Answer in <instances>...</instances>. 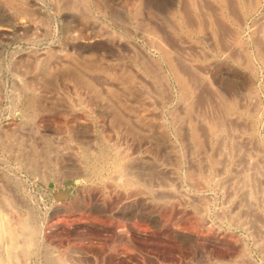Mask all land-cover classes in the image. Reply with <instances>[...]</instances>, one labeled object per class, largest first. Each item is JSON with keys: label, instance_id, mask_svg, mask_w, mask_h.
<instances>
[{"label": "rangeland", "instance_id": "374dc122", "mask_svg": "<svg viewBox=\"0 0 264 264\" xmlns=\"http://www.w3.org/2000/svg\"><path fill=\"white\" fill-rule=\"evenodd\" d=\"M76 2L0 0V264H264V0Z\"/></svg>", "mask_w": 264, "mask_h": 264}, {"label": "bare ground", "instance_id": "6f19581e", "mask_svg": "<svg viewBox=\"0 0 264 264\" xmlns=\"http://www.w3.org/2000/svg\"><path fill=\"white\" fill-rule=\"evenodd\" d=\"M68 1H70V2L72 1V3H73L72 5H74V4L77 3V2H76L77 0H68ZM201 1H202V0H201ZM1 2H2V1H1ZM78 3H79V2H78ZM131 4H132V3H131ZM69 5H71V4H68V6H69ZM78 5H79V4H78ZM189 6H190V5H189ZM14 7H15V6H14ZM76 7H77V5H75V8H76ZM98 8H99V7H98ZM105 8H106V7H105ZM111 8H112V7H111ZM100 9H101V8H100ZM15 10H16V9H15ZM102 10H103V9H102ZM71 11H73V9H72ZM98 11H99V10H98ZM11 13H12V12H11ZM120 13H121V12H120ZM145 13H146V12H145ZM216 13H217V12H216ZM138 14H139V13H138ZM203 14H204V13H203ZM86 15H87V14H86ZM28 19H29V18H28ZM141 19H142V18H141ZM184 19H185V18H184ZM112 20H113V19H112ZM261 20H262V19H261ZM241 24H242V23H241ZM220 25H221V24H220ZM163 27H164V26H163ZM117 29H118V28H117ZM102 30H103V29H102ZM197 30H198V29H197ZM263 30H264V29H263ZM167 32H168V31H167ZM263 33H264V32H263ZM103 34H104V33H103ZM106 36H107V35H106ZM100 37H101V36H100ZM206 37H207V36H206ZM113 38H114V37H113ZM208 39H209V38H208ZM182 45H183V44H182ZM238 48H239V47H238ZM238 48H237V49H238ZM130 50H131V49H130ZM141 51H142V50H141ZM192 51H194V50H192ZM188 52H189V51H188ZM194 53H195V52H194ZM258 53H259V52H258ZM127 55H128V54H127ZM242 56H243V55H242ZM63 57H64V56H63ZM190 57H191V56H190ZM183 58H184V56H183ZM61 59H62V58H61ZM135 60H136V59H135ZM56 61H58V60H56ZM61 61H62V60H61ZM186 61H187V60H186ZM48 62H49V61H48ZM63 62H65V61H63ZM67 62H68V61H67ZM67 62H66V63H67ZM70 63H71V62H70ZM70 63H69V64H70ZM142 63H144V62H142ZM148 63H149V62H148ZM178 63H179V62H178ZM59 64H61V63H59ZM218 64H219V63H218ZM45 65H46V64H45ZM47 65H48V64H47ZM47 65H46V66H47ZM53 65H55V64H53ZM145 65H146V64H145ZM147 65H148V64H147ZM161 65H162V64H161ZM211 65H212V64H211ZM55 66H56V65H55ZM167 66H168V65H167ZM209 66H210V65H209ZM64 67H65V66H64ZM66 67H67V66H66ZM154 67H155V66H154ZM206 67H207V66H206ZM216 67H217V66H216ZM145 68H146V67H145ZM176 68H177V67H176ZM208 68H209V67H208ZM45 69H46V68H45ZM60 69H61V68H60ZM60 69H59V70H60ZM64 69H66V68H64ZM69 69H71V68H69ZM130 69H131V68H130ZM154 69H155V68H154ZM154 69H153V70H154ZM194 69H195V68H194ZM204 69H205V68H204ZM19 70H20V69H19ZM24 70H26V69H24ZM28 70H29V69H28ZM61 70H62V69H61ZM106 70H107V69H106ZM125 70H126V69H125ZM149 70H150V69H149ZM56 71H58V69H57ZM72 71H73V70H72ZM72 71H71V72H72ZM110 71H111V70H110ZM138 71H139V70H138ZM66 72H67V71H66ZM81 72H82V71H81ZM191 72H192V71H191ZM46 73H47V72H46ZM107 73H108V72H107ZM121 73H122V72H121ZM130 73H131V72H130ZM146 73H147V72H146ZM179 73H180V72H179ZM24 74H25V73H24ZM38 74H39V73H38ZM78 74H79V73H78ZM149 74H150V73H149ZM152 74H153V73H152ZM152 74H151V75H152ZM208 74H209V73H208ZM66 75H67V74H66ZM76 75H77V74H76ZM147 75H148V74H147ZM162 75H163V74H162ZM180 75H181V74H180ZM209 75H210V74H209ZM43 76H45V75H43ZM73 76H75V72L73 73ZM98 76H99V75H98ZM184 76H185V75H184ZM184 76H183V77H184ZM23 77H24V76H23ZM39 77H40V76H39ZM39 77H38V78H39ZM77 77H78V76H77ZM95 77H96V76H95ZM131 77H132V75H131ZM139 77H140V76H139ZM151 77H152V76H151ZM156 77H157V76H156ZM161 77H162V76H161ZM212 77H213V74H212ZM215 77H216V76H215ZM215 77H214V78H215ZM71 78H72V77H71ZM73 78H74V77H73ZM78 78H79V77H78ZM81 78H83V76H82ZM134 78H135V77H134ZM146 78H147V77H146ZM69 79H70V78H69ZM83 79H84V78H83ZM121 79H122V78H121ZM156 79H157V78H156ZM185 79H186V78H185ZM201 79H202V78H201ZM209 79H210V78H209ZM21 80H22V79H21ZM39 80H40V79H39ZM49 80H50V79H49ZM107 80H108V79H107ZM132 80H133V79H132ZM138 80H139V79H138ZM148 80H149V79H148ZM105 81H106V80H105ZM189 81H190V80H189ZM38 82H39V81H38ZM40 82H41V81H40ZM73 82H75V81H73ZM82 82H83V81H82ZM110 82H111V81H110ZM125 82H126V81H125ZM141 82H142V81H141ZM143 82H144V81H143ZM145 82H147V81H145ZM159 82H160V81H158V83H159ZM28 83H29V82H28ZM49 83H50V82H49ZM49 83H48V84H49ZM69 83H70V82H69ZM78 83H79V82H78ZM107 83H108L107 85L109 86V82H107ZM137 83H138V82H137ZM158 83H157V84H158ZM38 84H39V83H38ZM71 84H72V83H71ZM130 84H131V83H130ZM160 84L162 85L161 82H160ZM31 85H32V84H31ZM40 85H41V84H40ZM75 85H76V84H75ZM98 85H99V84H98ZM145 85H146V84H145ZM164 85H165V84H164ZM164 85H163V86H164ZM25 86H26V85H25ZM41 86H42V85H41ZM41 86H40V87H41ZM102 86H103V85H102ZM102 86H101V87H102ZM119 86H120V85H119ZM190 86H191V85H190ZM31 87H32V86H31ZM79 87H80V86H79ZM84 87H85V86H84ZM97 87H98V86H97ZM106 87H107V86H106ZM113 87H114V86H113ZM85 88H86V87H85ZM120 88H122V87H120ZM127 88H128V87H127ZM192 88H193V87H192ZM25 89H26V87H25ZM67 89H68V88H67ZM21 90H22V89H21ZM23 90H24V89H23ZM36 90H37V89H36ZM77 90H78V89H77ZM121 90H122V89H121ZM135 90H136V89H135ZM135 90H133V93H134ZM191 90H192V89H191ZM25 91H26V90H25ZM84 91H86V90H84ZM219 91H220V90H219ZM23 92H24V91H23ZM23 92H22V93H23ZM64 92H65V91H64ZM89 92H90V91H89ZM97 92H98V91H97ZM143 92H144V91H143ZM34 93H35V92H34ZM104 93H105V92H104ZM137 93H138V92H137ZM246 93H247V92H246ZM27 94H28V93H27ZM49 94H50V93H49ZM95 94H96V93H95ZM76 95H77V94H76ZM84 95H85V94H84ZM135 95H136V94H135ZM40 96H41V95H40ZM58 96H59V95H58ZM98 96H99V95H98ZM105 96H106V95H105ZM23 98H24V97H23ZM66 98H67V97H66ZM79 98H80V97H79ZM97 98L99 99V97H97ZM167 98H168V97H167ZM34 99H35V98H34ZM104 99H105V98H104ZM110 99H111V98H110ZM162 99H163V98H162ZM168 99H169V98H168ZM170 99H171V98H170ZM226 99H227V98H226ZM26 100H27V99H26ZM35 100H36V99H35ZM65 100H66V99H65ZM74 100H75V99H74ZM79 100H80V99H79ZM100 100H101V99H99L98 101L101 102L103 99H102L101 101H100ZM28 101H29V100H28ZM93 101H95V100H93ZM132 101H133V100H132ZM136 101H137V100H136ZM155 101H156V100H155ZM212 101H213V100H212ZM218 102H219V101H218ZM34 103H36V102H34ZM95 103H96V102H95ZM103 103H104V102H103ZM105 103H107V102H105ZM132 104H133V103H132ZM137 104H138V103H137ZM154 104H155V103H154ZM52 105H54V104H52ZM78 105H79V104H78ZM92 105H93V104H92ZM100 105H101V104H99V106H100ZM135 105H136V104H135ZM140 105H141V104H140ZM226 105H227V104H226ZM34 106H35V105H34ZM79 106H80V105H79ZM101 106H102V105H101ZM101 106H100V107H101ZM112 106H113V105H112ZM148 106H149V105H148ZM237 106H238V105H237ZM104 107H107V106H104V105H103L102 108H104ZM151 107H152V106H151ZM193 107H194V106H193ZM42 108H43V107H42ZM135 108H136V107H135ZM138 108H139V106H138ZM145 108H146V107H145ZM213 108H214V107H213ZM216 108H217V107H216ZM32 109H33V108H32ZM104 109H106V108H104ZM111 109H112V108H111ZM149 109H150V108H149ZM66 110H67V109H66ZM101 110H102V109H101ZM36 111H37V110H36ZM113 111H114V110H113ZM121 111H122V110H120V112H121ZM214 111H215V110H214ZM250 111H251V110H250ZM38 112H39V111H38ZM111 112H112V110H111ZM114 112H115V111H114ZM174 112H175V111H174ZM36 113H37V112H36ZM66 113H68V112H66ZM107 113H108V112H107ZM141 113H142V112H141ZM178 113H179V112H178ZM182 113H183V112H182ZM185 113H186V112H185ZM192 113H193V112H192ZM202 113H203V112H202ZM103 114H104V113H103ZM137 114H138V113H137ZM137 114H136V115H137ZM148 114H149V113H148ZM183 114H184V113H183ZM203 114H204V113H203ZM205 114H206V113H205ZM215 114H216V112H215ZM56 115H57V114H56ZM77 115H78V114H77ZM100 115H101V114H100ZM104 115H105V114H104ZM138 115H140V114H138ZM142 115H143V114H142ZM142 115H140V116H142ZM195 115H196V114H195ZM197 115H198V114H197ZM32 116H33V115H32ZM126 116H127V115H126ZM143 116L145 117V115H143ZM146 116H147V115H146ZM218 116H219V115H218ZM230 116H231V115H230ZM113 117H114V116H113ZM149 117H150V116H149ZM177 117H178V116H177ZM195 117H196V116H195ZM132 118H133V117H132ZM150 118H151V117H150ZM196 118H197V117H196ZM115 119H117V118H115ZM119 119H120V118H119ZM121 119H122V118H121ZM128 119H129V118H128ZM130 119H131V118H130ZM140 119H141V118H140ZM142 119H143V118H142ZM142 119H141V120H142ZM146 119H147V118H146ZM84 120H85V119H84ZM175 120H176V119H175ZM185 120H186V119H185ZM207 120H208V119H207ZM24 121H25V120H24ZM118 121H120V120H118ZM192 121H193V120H192ZM194 122H195V121H194ZM203 122H204V121H203ZM205 122H206V121H205ZM73 123H74V122H73ZM80 123H81V122H80ZM144 123H145V122H144ZM161 123H162V122H161ZM176 123H177V122H176ZM199 123H200V122H199ZM209 123H210V122H209ZM243 123H244V122H243ZM83 124H84V121H83ZM85 124H86V123H85ZM112 124H113V123H112ZM122 124H123V123H122ZM133 124H134V123H133ZM150 124H151V123H150ZM178 124H179V123H178ZM184 124H186V123H184ZM33 125H34V124H33ZM89 125H90V124H89ZM115 125H116V124H115ZM118 125H119V124H118ZM127 125H128V124H127ZM145 125H146V124H145ZM145 125H144V126H145ZM147 125H148V124H147ZM147 125H146V126H147ZM198 125H199V124H198ZM211 125H212V124H211ZM211 125H210V126H211ZM213 125H214V123H213ZM216 125H217V127H218V124H216ZM241 125H242V124H241ZM80 126H81V124H80ZM144 126H143V127H144ZM146 126H145V127H146ZM149 126H150V125H149ZM153 126H154V125H153ZM183 126H184V125H183ZM32 127H33V126H32ZM32 127H31V128H32ZM123 127H127V126H123ZM151 127H152V126H151ZM151 127H148V128H149V129L154 128V127H152V128H151ZM202 127H203V126H202ZM206 127H207V126H206ZM20 128H21V127H20ZM40 128H41V127H40ZM119 128H120V127H119ZM157 128H158V127H157ZM157 128H155V130H156ZM246 128H247V127H246ZM23 129H24V128H23ZM29 129H30V128H29ZM77 129H78V128H77ZM108 129H109V128H108ZM110 129H111V128H110ZM124 129H125V128H124ZM160 129H161V128H160ZM160 129H159V130L157 129V130H156V133H157L158 131H160ZM189 129H190V128H189ZM220 129H221V128H220ZM140 130H142V129H140ZM224 130H225V129H224ZM69 131H70V130H69ZM147 131H149V130H147ZM182 131H184V130H182ZM189 131H190V130H189ZM133 132H134V131H133ZM141 132H142V131H141ZM143 132H144V131H143ZM160 132H161V131H160ZM167 132H168V131H167ZM226 132H227V131H226ZM228 132H229V131H228ZM127 133H128V132H127ZM144 133H145V132H144ZM151 133L154 134V132H151ZM180 133H182V132L180 131ZM66 134H67V133H66ZM68 134H69V133H68ZM132 134H133V133H132ZM160 134H161V133H160ZM160 134H158V135H160ZM182 134H183V133H182ZM130 135H131V134H130ZM147 135H148V134H147ZM21 136H22V135H21ZM135 136H136V135H135ZM143 136H144V135H143ZM180 136H181V135H180ZM111 137H112V136H111ZM226 137H227V135H226ZM232 137H233V136H232ZM146 138H147V137H146ZM156 138H157V137H156ZM241 139H242V138H241ZM59 140H60V138H59ZM78 140H79V139H78ZM146 140H147V139H146ZM153 140H154V139H153ZM221 140H222V139H221ZM16 142H17V141H16ZM18 142H19V141H18ZM34 142H35V140H34ZM119 142H120V141H119ZM20 143H21V142H20ZM137 143H138V142H137ZM108 144H109V143H108ZM147 144H149V143H147ZM67 146H68V145H67ZM197 146H198V145H197ZM63 147H64V146H63ZM87 147H88V146H87ZM114 147H116V146H114ZM138 147H139V146H138ZM140 147H141V146H140ZM193 147H194V146H193ZM221 147H222V146H221ZM74 148H75V147H74ZM76 148H77V147H76ZM90 148H91V147H90ZM108 148H109V147H108ZM129 148H130V147H129ZM226 148H227V147H226ZM34 149H35V148H34ZM36 149H37V148H36ZM36 149H35V151H36ZM118 149H119V148H118ZM120 149H121V148H120ZM145 149H146V148H145ZM113 150H114V149H113ZM157 150H158V149H157ZM219 150H220V149H219ZM37 151H38V150H37ZM53 151H54V150H53ZM116 151H117V150H116ZM124 151H126V150H124ZM136 151H137V149H136ZM138 151H139V150H138ZM81 152H82V151H81ZM101 152H103V151H101ZM101 152H100V153H101ZM105 152H106V151H105ZM111 152H112V151H111ZM194 152H195V151H194ZM38 153H40V152H38ZM100 153H99V157H103L102 155L100 156ZM60 154H61V153H60ZM63 154H64V153H63ZM65 154H66V152H65ZM106 154H107V153H106ZM108 154H109V153H108ZM113 154H114V153H113ZM120 154H121V152H120ZM131 154H132V151H131ZM134 154H135V153H134ZM147 154H148V153H147ZM67 155H68V154H67ZM103 155H104V154H103ZM144 155H145V154H144ZM75 156H76V155H75ZM93 156H94V155H93ZM118 156H119V155H118ZM127 156H128V155H127ZM248 156H250V155H248ZM87 157H88V155H87ZM105 157H106V156H105ZM109 157H110V156H109ZM125 157H126V156H125ZM134 157H135V156H134ZM145 157H146V156H145ZM43 158H44V157H43ZM97 158H98V157H97ZM120 158H121V157H120ZM148 158H149V157H148ZM194 158H195V157H194ZM243 158H244V157H243ZM249 158H250V157H249ZM101 159H102V158H101ZM191 159H192V158H191ZM247 159H248V158H247ZM98 160H100V159H98ZM119 160H120V159H118V161H119ZM132 160H133V159H132ZM126 161H127V160H126ZM126 161H125V162H126ZM133 161H134V160H133ZM140 161H141V160H140ZM143 161H146V160L143 159ZM247 161H248V160H247ZM35 162H36V161H35ZM136 162H137V160H136ZM204 162H205V161H204ZM105 163H106V162H105ZM113 163H114V162H113ZM120 163H121V162H120ZM120 163H117V165L114 163V164L116 165V167H115L114 169L116 170L115 173L117 172V174L119 173V174L122 175V174H124V172H125V173L128 172V166H122ZM139 163H140V162H139ZM248 163H249V162H248ZM114 164H113V165H114ZM124 164H125V163H124ZM128 164H129V163H128ZM153 164H154V163H153ZM161 164H162V163H161ZM133 165H135V164H133ZM138 165H139V164H138ZM146 165H147V163H146ZM149 165H150V164H149ZM157 165H158V164H157ZM248 165H249V164H248ZM103 166H104V165H103ZM106 166H107V165H106ZM113 167H114V166H113ZM113 167H112V168H113ZM131 167H132V166H131ZM246 167H247V166H246ZM105 168H106V167H105ZM129 168H130V166H129ZM155 168H156V167H155ZM251 168H252V166H251ZM107 170H108V169H107ZM129 170H130V169H129ZM244 170H245V169H244ZM260 170H261V169H260ZM241 171H242V170H241ZM245 171H246V170H245ZM245 171H244V172H245ZM108 172H109V171H108ZM158 173H159V172H157V174H158ZM251 173H252V172H251ZM117 174H116V175H117ZM254 174H255V173H254ZM72 175H73V174H72ZM124 175H125V174H124ZM263 175H264V174H263ZM161 176H162V175H161ZM117 177L120 178L121 176H118V175H117ZM129 177H130V175H129ZM247 177H248V176H247ZM114 178H116V177H114ZM114 178H113V179H114ZM119 178H118V179H119ZM159 178H160V177H159ZM120 179H121V178H120ZM123 179H124V178H123ZM245 179H246V178H245ZM127 180H128V178H127ZM127 180H126V181H127ZM150 181H151V180H150ZM174 181H175V180H174ZM229 182H230V181H229ZM241 182H242V181H241ZM244 182H246V181H244ZM126 183H127V182H126ZM128 183H129V182H128ZM246 183H249V182L247 181ZM160 184H161V183H160ZM237 184H238V183H237ZM239 184H240V183H239ZM122 185H123V183H122ZM126 185H127V184H126ZM222 185H223V184H222ZM244 185H245V183H244ZM106 186H107V185H106ZM115 186H116V185H115ZM136 186H138V184H137ZM240 186H241V185H240ZM149 187H151V186H149ZM166 187H168V186H166ZM243 187H244V186H243ZM168 188H169V187H168ZM142 189H143V188H142ZM148 189H149V188H148ZM150 189H151V188H150ZM150 189H149V190H150ZM158 189H159V188H158ZM143 190H144V189H143ZM164 191H165V190H164ZM168 191H169V190H168ZM224 191H225V190H224ZM237 191H238V190H237ZM241 191H242V190H241ZM246 191H247V190H246ZM250 191H251V190H250ZM239 193H240V192H239ZM167 194H168V193H167ZM168 195H169V194H168ZM170 195H171V194H170ZM232 195H233V194H232ZM235 197H236V196H235ZM244 197H245V196H244ZM158 198H159V197H158ZM192 198H193V197H192ZM227 201H228V200H227ZM253 201H254V200H253ZM199 205H200V204H199ZM232 209H233V208H232ZM230 210H231V209H230ZM200 212H202V211H200ZM0 225H1V224H0ZM1 226H2V225H1ZM258 230H259V229H258ZM0 231H1V230H0ZM3 233H5V232H3ZM3 233L0 232V235L3 234ZM3 235H4V234H3ZM3 235L0 237V238H2V241L4 240V239H3ZM6 235H7V234H6ZM4 236H5V235H4ZM7 236H8V235H7ZM9 240H10V238H9ZM9 240H8V241H9ZM2 241H1V243L3 244ZM5 241H6V239L4 240V242H5ZM8 243L10 244V241H9ZM5 245H6V244H5ZM5 245L3 244V245H0V246H5ZM3 249H5V248H3ZM3 249H2V250H3ZM6 249H8V247H7ZM6 249H5V250H6ZM0 250H1V249H0ZM2 252H3V251H2ZM5 252H6V251H5ZM5 252H3V253H5ZM9 253H10V252H9ZM237 258H238V257H237ZM7 259H8V258H7ZM5 260H6V259H5ZM7 263H8V262H7ZM216 264H217V263H216Z\"/></svg>", "mask_w": 264, "mask_h": 264}]
</instances>
